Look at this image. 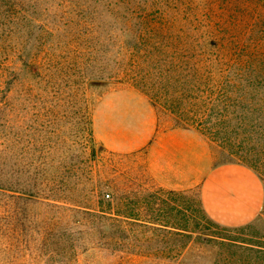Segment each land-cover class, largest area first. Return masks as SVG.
<instances>
[{
	"label": "rangeland",
	"instance_id": "374dc122",
	"mask_svg": "<svg viewBox=\"0 0 264 264\" xmlns=\"http://www.w3.org/2000/svg\"><path fill=\"white\" fill-rule=\"evenodd\" d=\"M196 5V39L206 44L223 4ZM104 86L89 103L91 126L87 105L63 94L0 92L11 185L0 188V264H264V174L141 89ZM35 177L37 196L17 191Z\"/></svg>",
	"mask_w": 264,
	"mask_h": 264
},
{
	"label": "trees",
	"instance_id": "16d2710c",
	"mask_svg": "<svg viewBox=\"0 0 264 264\" xmlns=\"http://www.w3.org/2000/svg\"><path fill=\"white\" fill-rule=\"evenodd\" d=\"M220 1L218 33L209 31L200 44L196 0L190 8L187 0H0L1 95L15 86L20 98L30 91L63 94L78 109L87 105L91 126L96 89L129 84L197 128L230 160L264 174V0ZM207 7L208 25L216 26ZM6 102L0 101L2 121ZM19 105L18 98L13 106ZM0 127L3 132L5 121ZM4 166L1 156L0 188L11 186ZM34 179L17 191L37 196Z\"/></svg>",
	"mask_w": 264,
	"mask_h": 264
}]
</instances>
